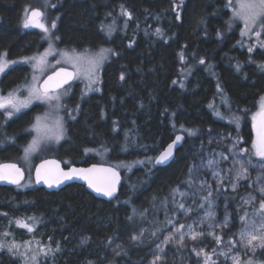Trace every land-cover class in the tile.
<instances>
[{
  "label": "trees",
  "instance_id": "obj_1",
  "mask_svg": "<svg viewBox=\"0 0 264 264\" xmlns=\"http://www.w3.org/2000/svg\"><path fill=\"white\" fill-rule=\"evenodd\" d=\"M53 1L58 2L60 15V47L95 50L107 46L113 51L103 71L101 93L80 104L79 116L69 121L68 141L54 157L90 165L99 163L91 153L100 150L108 153L111 161L142 165L134 172L137 181L133 185L126 184L124 176L121 193L112 202L95 198L78 184L59 192L36 186H0V217L20 219L26 213V219L47 221L40 244L46 245V240L49 246L58 243L61 251L55 264H105L102 252L116 237L126 234L131 215H140L147 234L171 218L175 209L167 200L188 179L192 153L210 135H238L243 145L250 146L248 118L243 117L238 132L216 118L211 105L224 95L232 109L251 111L264 94V69L260 67L264 50L252 55L236 45L240 28L228 29V0ZM32 2L0 0V54L5 52L10 59L31 55L41 46V33L23 27L25 9ZM120 15L126 22L123 33L108 34L104 26L119 22ZM196 64L195 71L188 70ZM24 74L25 68L14 69L4 85H13ZM40 112L36 106L7 120L6 113L0 111L1 163H19L21 145L28 138L24 130ZM180 128L196 135L191 138L187 131L186 141L170 165H152L150 160L173 141ZM125 200L128 205L115 207ZM230 209L235 210L233 203ZM233 215L231 228L220 232L224 244L242 227L239 212L233 211Z\"/></svg>",
  "mask_w": 264,
  "mask_h": 264
},
{
  "label": "rangeland",
  "instance_id": "obj_2",
  "mask_svg": "<svg viewBox=\"0 0 264 264\" xmlns=\"http://www.w3.org/2000/svg\"><path fill=\"white\" fill-rule=\"evenodd\" d=\"M51 5H55V7ZM233 7H238L236 0H233L231 7H227L229 11L227 22L229 31L238 27L240 28V40L236 45L246 51L251 47L253 50L249 52L252 55L257 50H264V46H261V42H264V33H261L259 39L255 36L254 32L242 35L243 21L233 18ZM57 8L58 2L53 0H34L27 8L29 14L34 9H40L44 13L43 22L50 30L46 33L39 27L32 26L25 28L23 26L27 30L41 33V46L38 45L40 48L37 47L33 54L20 57L19 59H10L6 55L7 61H16V63H8L4 71L12 66L26 65L29 66L30 74L25 83H21L17 88L10 90L6 94L0 91V96L7 97L9 93L15 92V95L23 100L27 98L28 89L34 83L40 86L42 80L58 68L67 67L76 70L73 65L77 63V57L80 58V63L86 64L87 60L98 59L103 55L105 58L97 73V82L89 85V81L83 75L78 78L77 82L79 86L77 89L78 95L80 94L82 97L101 93V71L103 73L106 64L113 55V51L107 46L99 47L95 50H77L60 47L57 37L60 15L56 11L58 10ZM121 15L118 17L119 22L113 25L114 21H111L109 25L104 26L108 34H115V32L123 33L126 22H124ZM52 22L56 23L55 29L50 27ZM109 28H111V32H109ZM103 49H110L111 52L102 53ZM65 53H68V56H65ZM33 57L37 59L33 60ZM40 57H43L44 60L42 64L38 63ZM69 57H72V59H69ZM25 58L28 59L25 60ZM197 65L190 67L191 69L188 68V70L195 71ZM225 98L226 96L220 95L218 101H213L211 106L215 108V117L234 126L238 132L241 131L243 117H247L251 126L250 146L243 145L238 135H210L203 144L197 146V149L193 151V162L188 179L167 200V203H171L175 209V213L171 215V218L167 219L161 228L147 234L143 227H141L145 223H142L143 220L139 219L140 215L137 214L136 218L134 216L131 217V215L128 220V223H131H129L126 234L121 238L116 237L110 247L102 252L101 258L105 260V264H152L154 260L156 264H234V261L231 259L233 255L239 256L240 264H245L249 259L253 260V264H264V249L257 248L253 253L250 248L241 246L239 237L241 229L233 237V240L236 241L234 245H229V243L224 244L222 241L218 244L216 241V237H220L221 231L229 230L233 225V211L239 212V219L245 213H248V219L259 222V204L261 200H264V192H261V189L264 188V158L256 156L255 149L253 148V144L257 140V130L260 120L258 114L264 110V94L257 99L251 111L247 112L245 110L244 113L232 109L230 102ZM36 105L40 106L41 112L34 116L27 127L26 133L28 138L21 145L22 155L18 159L28 175L24 188L35 186L33 180L35 166L44 159L54 158V152L56 153L62 143L68 138V121L72 120L74 122L80 111V103L73 104L70 101L68 91L66 95H61L59 107L50 105L42 100L33 99L28 107L22 108L20 112L15 113L12 117L18 116L21 113L24 114ZM0 110L6 113L7 120H9L10 118L7 116L6 110ZM217 113L220 115H217ZM254 117L256 118L254 119ZM37 122L39 123L37 124ZM61 123L63 125V138L57 141L55 135L59 131ZM37 127L39 131H37ZM179 132L185 136L187 135V131L184 128H180ZM195 135H191V138ZM16 140L13 144L16 143ZM33 140L37 141L35 150L29 152L27 158H25V149L32 144ZM243 149H247V151L245 152ZM91 154L99 160V163L113 165L120 169L125 176L126 184L133 185L137 181V178L134 177V172L139 165H142L140 162L132 163L124 160L114 162L110 160L108 153L100 150H94ZM156 158L157 155L150 160L152 165H155ZM209 160H213L215 163L208 166ZM241 164L247 169V173L246 176L237 180L236 173L240 170ZM213 173H216V175ZM233 185H235V188ZM128 190L127 192L129 193L130 189ZM181 193L184 195H181ZM232 193L242 194L235 196ZM250 196L254 197V199L245 203V201L249 200ZM128 203L127 200L117 202L115 203V207H118L119 204L128 205ZM232 203L235 210L230 209ZM180 204H183L184 208H180ZM209 210L215 213L214 217L208 218L206 216ZM21 216L22 218L20 219L9 216L0 217V242L6 245L13 243L19 245V249H14L17 252L16 255L10 254L6 249L0 251V264H23L19 253H27L30 256L32 252H38L40 248L55 250L58 246L59 251H61L58 243L49 246L47 245L49 241L46 240L47 246L40 244L46 231L43 223H47V221L37 218L26 219V213ZM226 217L228 218V223L224 225L223 221ZM17 221L29 224L33 228V231H28L27 228L18 226ZM181 224L185 225L181 229V232L185 233L183 245L176 242L180 236V233L176 232V228ZM189 225H191L192 232L203 233V235L198 236L196 240H192L189 234ZM4 233H9V235L5 236ZM133 236H140L141 239L133 240ZM169 236L173 237L171 241L167 240ZM161 247L163 251H160ZM229 247L232 249L231 252H228ZM193 248L197 251L203 249V253L197 256L192 251ZM213 250H215V253H213ZM59 251H55L54 255L50 253L46 258L42 255L39 256L40 264H55L59 257ZM221 253H228V257L226 258ZM158 256L161 259L157 260ZM186 256L188 257L186 258ZM209 256L210 259H206ZM4 258L10 259L4 262ZM28 264H32V261L29 260Z\"/></svg>",
  "mask_w": 264,
  "mask_h": 264
},
{
  "label": "snow or ice",
  "instance_id": "obj_3",
  "mask_svg": "<svg viewBox=\"0 0 264 264\" xmlns=\"http://www.w3.org/2000/svg\"><path fill=\"white\" fill-rule=\"evenodd\" d=\"M183 0H181V3ZM236 4L238 7H233V18L243 21V31L242 35L253 33L259 39L261 33H264V0H236ZM233 5V0H228V6ZM55 7V5H51ZM123 12V9H122ZM131 16V13H123ZM44 13L40 9H34L30 12L28 9H25V17L23 26L25 28L28 27H39L44 32H49V27L43 22ZM179 19V16H177ZM52 29L56 28V23L52 22ZM109 32H111V28H109ZM160 30L157 29V33L159 34ZM261 46H264V42H261ZM253 49L249 47L248 51H252ZM111 52L110 49H103L102 53ZM6 53L0 54V73L5 70V66L8 63H16V61H7ZM47 55V53H45ZM65 56H68V53H65ZM104 56L101 55L98 59H90L87 60L86 64L80 63V58L77 57V63L73 65L76 71L69 72L66 69L61 68L59 72H56L53 76H49L48 80H46L43 86H37L35 83L28 89L27 98L21 100L16 95L15 92L9 93L7 97L0 96V109H4L7 112V116L11 118L15 113L21 111L22 108H26L32 102L33 99L42 100L50 105H54L56 107L60 106L61 95L67 94V89H65L64 93L56 92V89L62 88L64 84H68L70 81L79 78L83 75L88 81L89 85L97 82V73L103 63ZM181 58L183 55L181 54ZM28 58H25L27 60ZM36 60V57L32 58ZM72 59V57H69ZM44 62L43 57H40L38 63L42 64ZM200 63H204L203 60ZM261 69H264V65H260ZM59 78V79H57ZM35 79V78H34ZM120 79H124V75L121 74ZM56 80L55 87L51 86V82ZM219 89V84L217 85ZM226 99V98H225ZM217 115H220L217 113ZM258 116L260 117L258 130H257V140L253 144V148L255 149V155L261 158H264V110H262ZM256 117H254L255 119ZM238 119V118H237ZM39 122H37L38 124ZM35 127V126H34ZM37 131L39 128L37 127ZM189 135H194L195 132L193 130H186ZM63 138V125L62 123L59 125V131L55 135V139L59 141ZM183 139L181 136H177L176 140L173 144L168 146V149L163 152L156 160L155 163L162 164L168 161V159L173 154V149L176 143L180 142ZM37 141L33 140L32 144L25 149L26 157L27 154L33 150H35ZM243 151H247V149H243ZM215 163L213 160L208 161V166H211ZM49 164H55V170L47 168L46 166ZM43 170V171H42ZM191 171V170H190ZM103 174V175H94V174ZM247 169L243 164L240 166V170L236 173V178L239 180L240 178L246 176ZM216 175V173H213ZM79 175L81 178L86 179L88 181V186L93 188L98 194H102L107 197H112L116 191V185L119 182L118 173H116L113 169L110 168H101L97 169L95 166L91 169H71L69 172H64L62 169H59V165L56 162L46 161L45 164L40 165V168L36 170V180L40 182L43 180L45 183H48L49 187L59 186L64 180H70L73 176ZM24 179V170L20 168L16 164H0V181H7L8 183L20 185L21 181ZM191 183V181H189ZM235 188V185H233ZM178 191V190H177ZM261 192H264V188L261 189ZM181 195H184L181 193ZM211 195V193H209ZM254 197H249V200L245 201V203L250 202ZM180 208H184L183 204L179 205ZM190 211V210H189ZM259 213H260V221L248 219V213H245L240 217V220L243 222V227L240 230L239 237L241 246L245 248H250V250L254 253L257 248L264 249V200L260 201L259 204ZM6 215V214H5ZM215 213L209 210L206 213L208 218L214 217ZM18 226H22L28 229V231H33V228L27 224H24L20 221L16 222ZM228 218L226 217L223 221L224 225H227ZM185 225L181 224L176 228V232L180 233L179 239L176 241L178 244L183 245L184 235L185 233L181 232ZM189 227V234L191 235L192 240H196L198 236H202L203 233L192 232L191 225ZM5 236L9 235V233H4ZM133 240H140V236H133ZM173 239L172 236L167 238L168 241ZM217 243H221V237H216ZM86 242V241H82ZM258 242V243H254ZM229 245H234L236 243L235 240H230ZM119 247V246H118ZM7 250L10 254L16 255L17 252L14 249H19V245L10 244L6 245L0 242V251ZM59 247L55 250L51 248H40L38 252H32L29 256L27 253H19L20 258L23 260V264H28V261L31 260L32 264H40L38 257L44 256L45 258L51 253L54 255L55 251H59ZM231 247H229L228 252H231ZM29 251H31L29 249ZM160 251H163V248H160ZM193 252L196 253L197 256H200L203 253V249L197 251L195 248L192 249ZM215 253V250H213ZM119 254V253H117ZM226 258L228 257V253H221ZM157 260L161 259V257H157ZM206 259H210L206 257ZM231 259L234 261V264H240V258L238 255L231 256ZM152 264H156L154 260ZM245 264H253V260L249 259L245 262Z\"/></svg>",
  "mask_w": 264,
  "mask_h": 264
},
{
  "label": "water",
  "instance_id": "obj_4",
  "mask_svg": "<svg viewBox=\"0 0 264 264\" xmlns=\"http://www.w3.org/2000/svg\"><path fill=\"white\" fill-rule=\"evenodd\" d=\"M63 68V69H66L67 71L69 72H72V71H75L73 69H70V68H67V67H60L58 68L57 70H55L53 73L49 74L43 81L42 83L40 84V86H43L44 82L46 80H48V77L49 76H53L56 72H59V70ZM59 79V78H57ZM75 81L72 80L70 81L68 84H64L62 88H59V89H56V92H59L65 88H67L68 86H70L73 82ZM55 84H56V80L52 81L51 82V86L52 87H55ZM259 125V124H258ZM177 136H181L183 137V139L176 143L174 149H173V154L172 156L168 159V161H166L165 163H162V164H157L155 163V166L157 168H164V167H167L168 165H170L173 160L176 158V155H177V152L183 147L185 141H186V136L183 134V133H179L177 134L173 141L171 143H169L157 156V158L163 153L165 152L167 149H168V146L170 144H173V142L176 140V137ZM156 158V159H157ZM46 161H49V162H56V164L59 165V169H62L64 172H69L71 169H91L95 166V168L97 169H101V168H110V169H113L116 173H118V177H119V182L117 183L116 185V191L114 193V195L110 198V197H107V196H104L102 194H98L93 188L89 187L88 186V181L86 179H83L81 178L79 175H75L73 176L72 179L70 180H64L63 183H61L58 187L55 186V184L52 186V187H49L48 186V183H45L43 180H41L40 182H37L36 180V170L38 168H40V165L42 164H45ZM0 164H16L18 165L20 168H22L24 170V179L21 181V184L18 186L16 184H12V183H8L7 181H0V186L1 187H9V188H17V187H20L22 185H24L28 179V175H27V172L25 171V169L19 164V163H16V162H2ZM47 168H50V169H53L55 170V164H49L46 166ZM43 171V170H42ZM94 175H103V174H94ZM33 180H34V183H35V186L37 188H42L44 190H46L47 192H59L61 191L62 189H64L65 187L69 186V185H72V184H78V185H82L84 186L88 192H90L95 198L99 199V200H103L105 202H112L114 200H116L120 193H121V190L123 188V183H124V175L122 173V171L120 169H118L117 167L113 166V165H109V164H101V163H94V164H90V165H70V166H66L60 159H57V158H47V159H44L42 161H40L36 166H35V169L33 171Z\"/></svg>",
  "mask_w": 264,
  "mask_h": 264
},
{
  "label": "flooded vegetation",
  "instance_id": "obj_5",
  "mask_svg": "<svg viewBox=\"0 0 264 264\" xmlns=\"http://www.w3.org/2000/svg\"><path fill=\"white\" fill-rule=\"evenodd\" d=\"M18 67H23V68H25V74H24V76L19 80V81H17L16 83H14L13 85H11V86H9V87H7V86H5L4 85V79H5V77L11 72V71H13L14 69H16V68H18ZM76 71V70H75ZM29 74H30V69H29V66H26V65H20V66H18V65H16V66H12V67H10L9 69H7L6 71H3L2 73H0V91L2 92V93H4V94H6V93H8V92H10V90H13V89H15V88H17V86L18 85H20L21 83H25L27 80H28V78H29ZM44 80V79H43ZM42 80V81H43ZM78 78L77 79H75V81L70 85V86H68L67 88H65V89H67V92L69 91V95H70V101L71 102H76V103H80V104H82V103H84L86 100H88L90 97H92L93 95H96V94H99V93H96V94H92L91 96H87V97H82L80 94L78 95ZM103 84V73H102V71H101V85ZM65 89H63V90H61V91H59L58 93H60V92H64L65 91ZM75 98V99H74ZM36 106H38V105H36ZM36 106H33L32 108H34V107H36ZM32 108H30V110L32 109ZM1 111V110H0ZM23 113H21L20 115H18V116H15V117H12V118H10V119H16V118H18V117H20L21 115H22ZM79 116V115H78ZM9 119V120H10ZM77 119V118H76ZM33 120V118L31 119V121ZM31 121H30V123H31ZM29 123V124H30ZM68 125H69V121H68V124H67V128H68ZM29 126V125H28ZM27 126V127H28ZM27 127H26V129L24 130L25 132L24 133H26L27 131ZM27 134V133H26ZM66 141H68V138L63 142V143H65ZM63 162V161H62ZM67 167L68 166H70V165H75V164H73V163H71V162H63Z\"/></svg>",
  "mask_w": 264,
  "mask_h": 264
}]
</instances>
